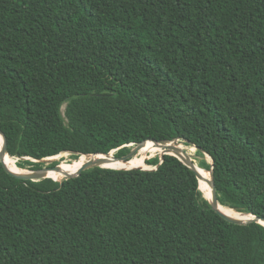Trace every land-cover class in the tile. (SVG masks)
<instances>
[{
  "label": "trees",
  "instance_id": "16d2710c",
  "mask_svg": "<svg viewBox=\"0 0 264 264\" xmlns=\"http://www.w3.org/2000/svg\"><path fill=\"white\" fill-rule=\"evenodd\" d=\"M0 130L24 170L195 146L220 205L264 218V0H0ZM159 162L62 182L0 163V264H264L263 225Z\"/></svg>",
  "mask_w": 264,
  "mask_h": 264
},
{
  "label": "water",
  "instance_id": "95a60500",
  "mask_svg": "<svg viewBox=\"0 0 264 264\" xmlns=\"http://www.w3.org/2000/svg\"><path fill=\"white\" fill-rule=\"evenodd\" d=\"M0 136L2 138V150L0 151V163H1L2 168L5 171V173L8 174L10 177H12L14 179H17V180H20V181H23V182H26V181L37 182V181L46 179L44 177V173L45 172H49V171L60 172V171H62L61 168H60V164L51 165L52 162L49 161L48 158L43 159V160H40V161H36L34 159L27 158V160H30L32 162L45 163V166H43L41 168H38V169H35V170H29V171H27L26 174H17V173H13V172L9 171L7 169V166H6L7 165V162L5 160V158L9 156V154H8V143H7V139H6L5 135H4V133L1 130H0ZM147 141H153V142L157 143L158 145H160L161 150H162L163 153L160 155V162H159V164L162 163L163 156H165V155L174 156L180 162H182L187 168H189L192 172L195 173L196 178H197L198 183H199V180H200L201 177L198 174V169H197V166H196L195 162H193V160L189 156L185 155L184 153H182L179 150H177L175 147H172V146H170L168 144V143L174 142L175 140L174 141H160V140H154V139H146V140H144V141L136 144L134 147H132L133 144L126 145L127 147H132L130 149V151L126 155H124V156L117 157V156L114 155L113 156L114 157L113 159L116 162H121V163H127V162L131 161L134 157H136L138 155V153L140 152L141 148L143 147V145ZM184 142H186V143L189 144V142H187V141H184ZM195 149L197 151H201L197 147H195ZM112 152L113 151H111V152H109L107 154H93V155H87V156H94V157L99 156V155H102V156H110ZM51 158H53V157H51ZM18 159H20V158H18ZM212 164H213V161L211 160V169L208 171L210 173V182H205V184L211 190L212 198L209 201H210V203H211L214 211L222 219H224L226 222H229V223H232V224L248 225V224H251V223H258V224H261V225L264 226V218H259V217H256V216L252 215V214H245L246 216H248V218L245 219V220H235V219H231L229 217L224 216L220 212V209H219V206H220L219 204L220 203H219V200H218V195H217L216 188H215V185H214V180H213V172H212L213 166H212ZM94 167H99V166H96L95 165V162L93 160L88 161L82 167V170H81V172H80L79 175L72 176V175H69V174H65L64 177L60 181H58V182H62L64 180H69V179H72V178H79L84 172H86L87 170H89L91 168H94ZM157 167H155V168H153L151 170L150 169H146V168H140V167H135V168H131V169H141V170H149V171H152V170H156ZM108 169H111V168H108ZM131 169H126V170H131ZM115 170H121V169H115ZM123 170H125V169H123ZM199 189H200V187H199Z\"/></svg>",
  "mask_w": 264,
  "mask_h": 264
},
{
  "label": "bare ground",
  "instance_id": "6f19581e",
  "mask_svg": "<svg viewBox=\"0 0 264 264\" xmlns=\"http://www.w3.org/2000/svg\"><path fill=\"white\" fill-rule=\"evenodd\" d=\"M168 144L172 147H175L177 150H179L180 152L184 153L185 155H187L189 157H193L195 155V147L194 146H190V147L186 148L185 145L182 143L171 142ZM1 150H2V138L0 136V151ZM157 153H160V155H161L163 152L161 150L160 145L153 142V143H150L148 145H143V147L141 148L138 155L127 163L116 162L113 159L115 152H112L110 156H102V155H99L96 157H94V156H90V157L82 156L78 160L72 161L71 163H67L65 165L64 164L61 165L60 168L62 171H60V172H56V171L45 172L44 177L55 180V181H59L64 177L65 174L76 176L81 172L84 164L88 161H91V160H93L95 162L96 166H99L101 168H111V169H121V170L131 169V168H135V167L148 168L147 165H144L145 160H146V154L153 156ZM142 155H144L143 158H142ZM85 156H87V155H85ZM57 157L58 156H55L53 158H48V160L49 161H56V160H58ZM5 160L7 162L6 166H7V169L9 171H11L13 173H17V174H26L27 173V170H24V169L17 167L16 161L14 158L6 157ZM193 162H195V161L193 160ZM195 164H196L197 169H198V174L201 177L199 180L200 190L202 191V193L204 194V197L206 199L211 200V198H212L211 190L205 184V182H210V173L204 169H201L196 162H195ZM219 209H220V212L224 216L229 217L231 219L245 220L248 218V216H246L245 214L238 213V212H236L230 208H227V207H224L221 205L219 206Z\"/></svg>",
  "mask_w": 264,
  "mask_h": 264
},
{
  "label": "rangeland",
  "instance_id": "374dc122",
  "mask_svg": "<svg viewBox=\"0 0 264 264\" xmlns=\"http://www.w3.org/2000/svg\"><path fill=\"white\" fill-rule=\"evenodd\" d=\"M62 113H64V106H63V108H62ZM174 143H181V142H179V141H174ZM186 148H188L189 146H185ZM115 151V153H116V151L117 150H113V152ZM196 149H195V155L193 156V157H190L192 160H194L196 163H197V159H196ZM157 154H159L160 155V153H157ZM157 154H155V155H157ZM147 156H146V160H148V159H150V158H152V157H154L155 155H149V154H146ZM58 157H57V159L58 160H56V161H51L52 163H54V162H59L60 163V166L61 165H65V164H67V163H69L68 161H69V159H70V156H69V154L68 153H62V154H60V155H57ZM82 156H84V155H81V156H79L78 157V159L79 158H81ZM55 157V156H54ZM84 157H90V156H84ZM144 157V155H142V158ZM15 159V158H14ZM77 159V160H78ZM145 160V161H146ZM207 160H208V162H210V159L207 157ZM15 161H17V159H15ZM73 161H75V160H73ZM44 164V166H45V163H43ZM144 165H146V164H144ZM146 169H152L150 166H148V168H146ZM27 171H29V170H27ZM60 181V180H59ZM58 182V181H57Z\"/></svg>",
  "mask_w": 264,
  "mask_h": 264
}]
</instances>
